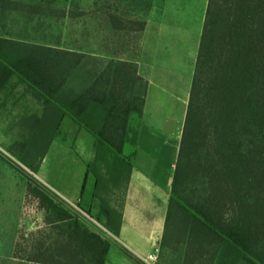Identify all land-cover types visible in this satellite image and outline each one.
Listing matches in <instances>:
<instances>
[{"label":"trees","instance_id":"trees-1","mask_svg":"<svg viewBox=\"0 0 264 264\" xmlns=\"http://www.w3.org/2000/svg\"><path fill=\"white\" fill-rule=\"evenodd\" d=\"M12 76L32 89L44 115L21 123L28 132L11 153L37 173L66 118L90 133L96 213H86L117 236L121 213L108 194L132 166L147 87L137 64L0 36V92ZM27 192L49 227L29 260L105 263L108 240L39 185L29 182ZM173 209L217 250L219 264H264V0L207 2L172 172L169 214Z\"/></svg>","mask_w":264,"mask_h":264},{"label":"rangeland","instance_id":"rangeland-1","mask_svg":"<svg viewBox=\"0 0 264 264\" xmlns=\"http://www.w3.org/2000/svg\"><path fill=\"white\" fill-rule=\"evenodd\" d=\"M0 1V36L27 44L80 52L95 51L125 59L134 58L136 51L142 49L140 40L146 20L160 14L162 9L167 10V6H170L171 10L176 11L182 7L183 11L179 14L184 13L186 19L198 22L201 26L207 5V0ZM158 5L159 12H153L152 9ZM111 15L129 28L111 27ZM25 84L13 76L0 93V264H43L29 260L33 256L35 242L44 239L49 232L38 202L27 192L29 182L42 187L104 239H114L103 224L86 213L87 210L96 213L93 199L90 198L91 192L88 191L84 197L75 192L77 181L83 180L84 173L89 171L87 184L93 182L88 167L94 154V141L90 133L85 130L71 133L76 128L69 124V120H65L67 132L52 141L37 173L31 172L11 153L27 134V128L20 120L41 111L40 104ZM167 151L170 162H175L177 154L173 156L171 147ZM174 222L173 209L154 264L185 262L186 254L179 244L183 234ZM185 228L189 229L186 224ZM148 249L154 252V248L149 245H144L141 252L146 254ZM108 259L121 264L137 258L116 246ZM143 264L148 263L143 261Z\"/></svg>","mask_w":264,"mask_h":264},{"label":"crops","instance_id":"crops-1","mask_svg":"<svg viewBox=\"0 0 264 264\" xmlns=\"http://www.w3.org/2000/svg\"><path fill=\"white\" fill-rule=\"evenodd\" d=\"M167 8L162 9L160 14L159 5L152 9L153 12L158 11V14L146 20L140 40L142 49L136 51L134 58H116L95 51L84 52L101 58L134 62L137 64L139 74L147 83L143 111L135 126L137 137L134 155L130 159L132 166L129 176L124 183L112 187L108 194L111 206L121 213V225L117 236L105 228L114 237L108 240L109 253L117 246L137 258L121 264H143V261L154 264L160 244L166 235L170 217V185L176 161L170 162L167 149L171 147L173 156L178 155L204 19L200 26L198 22L186 19L184 13L179 14L183 11L182 7L176 11L171 10L170 6ZM109 22L113 27L110 17ZM25 85L33 93L32 89ZM36 100L40 104V113H31L24 117L25 119L32 116L43 117V105L37 98ZM25 119L20 122L25 123ZM65 120H69V124L76 128L71 133L84 131L74 125L69 118ZM64 122L63 131L57 133L54 139L67 132ZM84 178L81 182L76 180L75 192L84 197L90 191L92 199L94 178L90 185L87 181L84 184ZM59 186L62 187L60 184ZM41 211L45 216L42 208ZM179 220L175 214L174 225H178L183 234L179 242L186 254L183 264H219L217 250L207 247L206 243H202L200 232L197 234L185 228ZM144 245L153 247L154 252L150 249L146 254L141 252ZM109 253L104 264H118L108 259ZM149 254L155 255V259L146 261Z\"/></svg>","mask_w":264,"mask_h":264},{"label":"built area","instance_id":"built-area-1","mask_svg":"<svg viewBox=\"0 0 264 264\" xmlns=\"http://www.w3.org/2000/svg\"><path fill=\"white\" fill-rule=\"evenodd\" d=\"M155 259V255H153V254H149L147 257H146V261H152V260H154Z\"/></svg>","mask_w":264,"mask_h":264},{"label":"water","instance_id":"water-1","mask_svg":"<svg viewBox=\"0 0 264 264\" xmlns=\"http://www.w3.org/2000/svg\"><path fill=\"white\" fill-rule=\"evenodd\" d=\"M172 180V179H171Z\"/></svg>","mask_w":264,"mask_h":264}]
</instances>
